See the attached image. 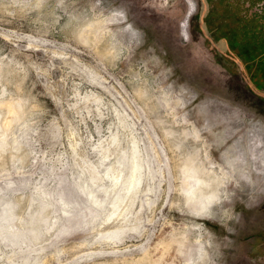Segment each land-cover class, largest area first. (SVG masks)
<instances>
[{"label":"rangeland","instance_id":"obj_1","mask_svg":"<svg viewBox=\"0 0 264 264\" xmlns=\"http://www.w3.org/2000/svg\"><path fill=\"white\" fill-rule=\"evenodd\" d=\"M198 13V0H0V99L23 104L0 118V264H264V95ZM133 138L149 180L106 222L77 183L109 186ZM186 164L218 190L214 218L185 205Z\"/></svg>","mask_w":264,"mask_h":264},{"label":"bare ground","instance_id":"obj_2","mask_svg":"<svg viewBox=\"0 0 264 264\" xmlns=\"http://www.w3.org/2000/svg\"><path fill=\"white\" fill-rule=\"evenodd\" d=\"M88 26L91 32L93 28L102 29L101 22L100 23L98 22V24L96 23V25L94 24V26H92V24ZM92 33L94 34V32ZM22 109H23V104L21 100L15 103V102H5L0 99V118H1V115L5 112L6 114L5 115L6 116L5 126H11V123L14 120L19 119ZM4 135L6 134L3 130L2 136L4 137ZM3 140L5 139L3 138ZM1 141H0V150L4 148L3 144L5 143ZM116 141H117L116 138L112 140L113 143ZM131 142L133 144V147L129 154V158H130L129 162L128 163L124 162V158L127 156L126 152H124V153H121L122 155L116 156L115 163L107 169V172L104 176L109 181V183L111 182L109 186L108 185L92 186L88 183L87 178H84L82 175H81V178H79L80 181L78 183L76 182L77 187H78L77 189H79V191L82 192L81 194H86L88 196V201L92 202V206L96 208L97 212L101 210L108 211V207L111 208V213L108 214L106 222H110L112 220L113 222L119 221V219L122 218L123 215L125 214L124 213L126 211L125 209L134 205V203H131V202H134V197L139 192L142 184L146 182V180H149L147 176L148 174L145 169V165L140 160V152L137 147V142L135 141L134 138L131 140ZM2 151L3 150H1L0 152ZM101 157H102L101 162H100L101 166L104 165L106 161L110 159V157L107 156L106 153H102ZM112 170L114 171V176L111 179V177L108 174V171H112ZM95 175H99V172H97L96 170H94L92 176H95ZM124 175L126 176H125V179L123 180ZM182 175H183V178H182L183 180H182L180 191H181V194H183L182 196L185 199L184 200L185 205H187L194 213H196L199 216H203L204 218H214L216 213L214 212L212 205L215 202V200L218 198L219 194H218V190H216L213 187V183L201 177L190 164H186L182 168ZM118 187L122 188V192L118 191ZM146 190L142 189L141 193H145L148 195ZM98 193H102L104 199L100 200L101 198L99 199L97 197ZM48 195L50 196V194ZM40 204H41V210L38 211L33 218H31V222H33V226H34V229L31 230V235L33 237L32 239H34L35 241H39L41 239V230H39L40 225L44 223L45 221H48L47 218L50 216V213H51L50 205L45 204L43 201H41ZM60 205L63 207L65 214H70V211L68 210L70 205L68 204L66 200H64V202H62V204ZM15 208H16V205L14 204V205L9 206L8 209L4 211V214L2 215V218L4 221H10L9 215L7 217L6 215L9 214L8 213L9 209L15 211ZM97 218L98 216H95L93 220L91 219L92 222H96ZM126 222H133V220L130 219V220H127ZM109 238L112 239L113 236H110ZM134 264H160V263L150 260V257L149 259L148 257H144Z\"/></svg>","mask_w":264,"mask_h":264},{"label":"crops","instance_id":"obj_3","mask_svg":"<svg viewBox=\"0 0 264 264\" xmlns=\"http://www.w3.org/2000/svg\"><path fill=\"white\" fill-rule=\"evenodd\" d=\"M198 2V21L201 31L208 36H218L217 38H220L217 41L219 50L227 55L230 54L236 66L241 65L243 68V61L255 65L254 71L244 70V72L250 78L251 87L257 93L264 95V87L259 86L264 83V64H257V60L262 54L264 55V42L260 46V53L256 54L257 57L252 62L241 57L239 53V51H250L251 42L255 44L257 40L264 39V5L260 14L253 11L254 6L260 3L264 4V0H198ZM247 2L250 4L249 7H246ZM225 37L232 40L233 43L236 40L239 41L238 46L234 45L236 53L232 46L224 48L219 46L220 41ZM236 54L238 58L233 56Z\"/></svg>","mask_w":264,"mask_h":264},{"label":"trees","instance_id":"obj_4","mask_svg":"<svg viewBox=\"0 0 264 264\" xmlns=\"http://www.w3.org/2000/svg\"><path fill=\"white\" fill-rule=\"evenodd\" d=\"M220 40V39H219ZM221 43L219 44V46L221 47V48H223L224 47V44L222 43V41H220ZM257 42H259V45L261 46L262 45V43L264 42V39H260V40H258ZM254 51H253V49L251 50L250 49V51H242V54H244V56L243 55H240L241 57L243 56V57H245V59H247L249 62H252V61H254L255 59H256V57H257V55L256 54H254L253 53ZM253 53V56H251V54ZM261 63H263L264 64V57L261 59V61L259 62V64H261ZM254 71V70H253ZM260 82V81H259ZM259 86L260 87H264V83H262V84H259Z\"/></svg>","mask_w":264,"mask_h":264},{"label":"flooded vegetation","instance_id":"obj_5","mask_svg":"<svg viewBox=\"0 0 264 264\" xmlns=\"http://www.w3.org/2000/svg\"><path fill=\"white\" fill-rule=\"evenodd\" d=\"M219 39H220V38H217V41H219ZM223 39H224V38H222V40H221L222 43H223ZM227 39L229 40V38H227ZM223 44H224V47H226L225 43H223ZM224 47H223V48H224ZM255 49H256L257 52H260V49H261V48H260V45H259L258 47H257V45H256V46H255ZM262 58H263V57H262ZM262 58H261V59H262ZM261 59H260V61H261ZM260 61H259V62H260ZM257 66H258V65H257ZM254 69H255V68H252V70H250L249 72H252Z\"/></svg>","mask_w":264,"mask_h":264}]
</instances>
